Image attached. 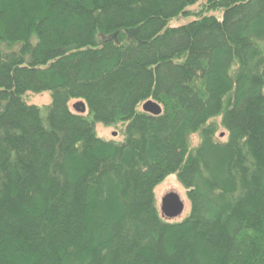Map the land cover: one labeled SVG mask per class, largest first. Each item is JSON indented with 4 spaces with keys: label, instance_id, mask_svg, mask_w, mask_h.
I'll list each match as a JSON object with an SVG mask.
<instances>
[{
    "label": "trees",
    "instance_id": "obj_1",
    "mask_svg": "<svg viewBox=\"0 0 264 264\" xmlns=\"http://www.w3.org/2000/svg\"><path fill=\"white\" fill-rule=\"evenodd\" d=\"M199 1L0 0V264H264V0Z\"/></svg>",
    "mask_w": 264,
    "mask_h": 264
},
{
    "label": "rangeland",
    "instance_id": "obj_2",
    "mask_svg": "<svg viewBox=\"0 0 264 264\" xmlns=\"http://www.w3.org/2000/svg\"><path fill=\"white\" fill-rule=\"evenodd\" d=\"M205 0H200L199 2L195 3L194 5L188 7L189 11L192 12L191 16H187V17H177L171 20V25H179V24H183L186 23L192 19L195 18V14L200 10V8L202 7V5L205 4ZM214 13L217 16L221 15V11H209L206 14H211ZM25 101L27 103L30 104H35L38 105L39 107H43L46 106L50 103V92L48 91H44L41 93H26L25 97H24ZM77 101V100H72L69 103L70 109L72 111H74V109L72 108L73 103ZM143 104V103H142ZM142 104L139 106L140 110L142 109ZM87 114V113H85ZM215 122L218 123L219 122V118H215ZM217 131L215 134V137L217 139L220 140H225L226 139V132L225 130L221 127V125L217 126ZM123 125L122 124H117V125H109V126H105L103 125L101 122H96L95 123V131L97 133V136L105 139V140H115V141H120V139L123 138ZM223 134V135H221ZM190 141H191V145L194 146L197 142H198V136L196 134L192 135L190 137ZM169 192H174L176 194H178V196L180 197V199L182 200L183 204H184V208L183 211L180 215H178L177 217L173 218V220L177 221L180 220L181 218H183L189 210V202L188 199L186 197V189L182 186V184L178 181V179L176 178L175 175H169L168 177H166L161 183H159L155 188H154V196H155V200H156V205L158 206V208H160V204H161V198L169 193Z\"/></svg>",
    "mask_w": 264,
    "mask_h": 264
},
{
    "label": "water",
    "instance_id": "obj_3",
    "mask_svg": "<svg viewBox=\"0 0 264 264\" xmlns=\"http://www.w3.org/2000/svg\"><path fill=\"white\" fill-rule=\"evenodd\" d=\"M72 108L77 113H84L86 105L83 100H77L73 103ZM142 109L150 114H159L161 106L156 101L146 100L142 104ZM223 135V134H221ZM184 204L178 194L169 192L161 198L160 210L162 214L168 218H174L180 215L183 211Z\"/></svg>",
    "mask_w": 264,
    "mask_h": 264
}]
</instances>
